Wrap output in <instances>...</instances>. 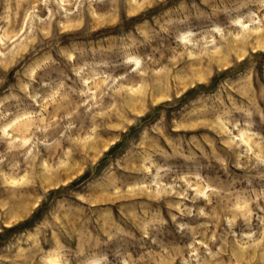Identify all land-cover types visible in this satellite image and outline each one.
<instances>
[{
  "label": "rangeland",
  "instance_id": "rangeland-1",
  "mask_svg": "<svg viewBox=\"0 0 264 264\" xmlns=\"http://www.w3.org/2000/svg\"><path fill=\"white\" fill-rule=\"evenodd\" d=\"M0 264H264V0H0Z\"/></svg>",
  "mask_w": 264,
  "mask_h": 264
}]
</instances>
